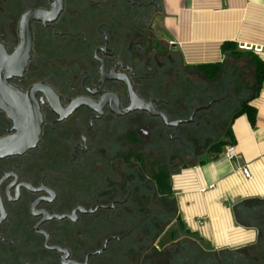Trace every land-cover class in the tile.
<instances>
[{
	"label": "flooded vegetation",
	"instance_id": "obj_1",
	"mask_svg": "<svg viewBox=\"0 0 264 264\" xmlns=\"http://www.w3.org/2000/svg\"><path fill=\"white\" fill-rule=\"evenodd\" d=\"M28 15L22 66L14 57ZM159 16V0H0V56L20 72L7 85L41 116L36 146L0 158V264H151L170 248L161 245L173 219L169 197L154 177L179 170L185 162L175 161L186 156L198 160L186 130L200 129L202 113L214 119L237 84L229 79L204 93L194 84L190 115L183 107L176 114L169 78L182 69L164 40L162 52L152 48ZM129 86L169 123L194 114L192 121L174 127L127 112ZM15 133L0 108V139ZM209 253L211 264H264V224L254 247Z\"/></svg>",
	"mask_w": 264,
	"mask_h": 264
},
{
	"label": "crops",
	"instance_id": "obj_2",
	"mask_svg": "<svg viewBox=\"0 0 264 264\" xmlns=\"http://www.w3.org/2000/svg\"><path fill=\"white\" fill-rule=\"evenodd\" d=\"M159 12L163 40L185 65L223 62L228 42L264 51V0H159ZM258 56L264 61V53ZM251 105L255 123L242 115L232 124L238 158L208 154L171 175L174 215L165 235L194 241L208 253L258 243L264 224V83Z\"/></svg>",
	"mask_w": 264,
	"mask_h": 264
},
{
	"label": "trees",
	"instance_id": "obj_3",
	"mask_svg": "<svg viewBox=\"0 0 264 264\" xmlns=\"http://www.w3.org/2000/svg\"><path fill=\"white\" fill-rule=\"evenodd\" d=\"M222 53L225 57H230L234 60H239L242 57H246L251 60V63L254 66V82H255L256 90L253 96L251 97L247 96V98H243L238 108L234 112L229 114L230 121L228 124H225V128L221 136L217 138L211 136L208 137V135L205 133V130L208 128L206 123L214 122L213 119L211 118V116L213 117L214 115L209 114V112L202 113L200 117H198L199 120L202 122L200 129H194V126H191L192 128L190 130L189 129L186 130V138H185L186 142L187 144L196 147V150H200V153L197 155V159L200 160L201 162H203V157L205 155L210 154L212 157H219L220 155L223 154L227 146H231L235 144V137L232 131V124L236 118L242 115H246L251 124L255 123L257 110L253 105H251V102L256 97L262 84L264 83V61L258 56V54L254 52L239 50L236 45L229 42L223 44ZM177 58L179 60V67L182 69L180 70L181 75H175L173 77L170 76L169 78V85L171 87H173V83H175V88L173 89V94H174L173 107L175 108L176 114L178 115H181L183 113V111L180 110L183 107L185 115L189 116L193 109L192 108L193 102L197 99V95H196L197 91L195 92L196 89L194 87L195 84L194 74L200 75V78H203L209 84L212 85L216 84L219 82L220 76L223 73L224 61L221 63L205 64L200 66H188L182 62L179 56H177ZM175 72L178 73V71ZM191 74H193L194 76H192ZM181 77L184 79V80L182 79V85L176 87V83L178 79H181ZM198 80L201 83V80L200 79ZM200 86H201V93H204V89L207 87V85L205 86L204 83L203 85ZM169 92L172 93V90ZM246 94L249 93L247 92ZM217 111H218V116H221V114L224 113H228L226 109L222 108L221 106L218 107ZM211 125L212 124H210L209 127ZM189 131H190V135L188 134ZM187 164L188 163H185L182 167H186ZM177 170L170 172L163 171L160 175L158 174L154 177L158 190L161 193L168 195L169 197L168 202H169L170 213L172 212L170 209L174 211V206L171 200L172 189L170 184V178L171 175ZM172 238L173 240H175L174 236H172ZM185 241H191V240L185 239L183 241H178L177 243H171L170 248L166 250V252L156 253L155 254L156 257L152 259L151 264H153V261L154 264H159V262H157L158 257L166 258V256L169 259L167 261V264H195L197 259L201 262V264H211L214 262V255L207 253L197 243L194 244L196 245V247H198L197 248L198 252L192 250H190V252H187L186 250L188 249L184 244L187 242ZM185 251L187 254H185ZM187 255L188 258L186 257ZM231 256L233 258L234 257L237 258V255L235 253L231 254Z\"/></svg>",
	"mask_w": 264,
	"mask_h": 264
},
{
	"label": "water",
	"instance_id": "obj_4",
	"mask_svg": "<svg viewBox=\"0 0 264 264\" xmlns=\"http://www.w3.org/2000/svg\"><path fill=\"white\" fill-rule=\"evenodd\" d=\"M56 1L59 3L63 2V0H53V2ZM32 19H34L32 15H28L21 25V45L14 57V60L20 61L22 66L27 61L28 51L31 46L29 23ZM6 62L7 60L0 56V108L6 111L14 121L16 133L0 139V158L23 154L27 150L34 148L39 141L41 130V116L38 107L30 105L27 98L22 97L17 90L7 85V79L19 75L20 72L12 68L11 62L10 64ZM129 88L132 104L127 112H149L160 116L166 125L174 127L192 121L194 114L187 121L169 123L163 113L156 111L151 103H145L140 100L130 86ZM6 92L10 94L9 97L6 96Z\"/></svg>",
	"mask_w": 264,
	"mask_h": 264
},
{
	"label": "rangeland",
	"instance_id": "obj_5",
	"mask_svg": "<svg viewBox=\"0 0 264 264\" xmlns=\"http://www.w3.org/2000/svg\"><path fill=\"white\" fill-rule=\"evenodd\" d=\"M153 32L155 35V40H154V43H153L154 45L152 46V48L154 50H156V48H157V50H159V52H162L163 48L162 49L159 48V43H160L159 40H163V37L161 36V32H160L158 22L154 25ZM164 50L167 52V54H169L171 56H175V57L178 56L177 53L171 51L170 49L164 48ZM191 75L192 76L195 75L194 76V79H195L194 82L197 86L203 85L205 83V86L207 85L206 89H208L209 91H210V89L214 90L216 88L217 89L222 88L223 85H221L220 82H226V81L228 82L229 79H230L229 83L234 82L237 84L233 91L228 92L231 99L228 98L227 103L220 105V106H222V108L226 109V111L228 113H224V114H221V116H218V113L213 111V113L215 114V118L213 119L214 122L206 123L208 128L205 130V133L208 135V137L211 136V137L217 138V137L221 136V134L223 133L224 128H225V124L229 123V121H230V118H229L230 115L229 114L234 112L238 108V106L241 103L243 98H247V96L251 97L255 94L256 86H255V82H254V66L251 63V60L249 58H246V57H242L239 60H234L230 57H225L223 73L221 74L220 80L218 83L212 85V84L207 83L203 78H200V75H198V74H194V75L191 74ZM226 76H227V78H226ZM198 79L201 80V83L199 82ZM239 87H241L242 89H241V92L238 93L237 90ZM226 90H228V88H226ZM247 92L249 94H246ZM231 100L233 101V103L231 104L232 106L229 107L226 104H228V102ZM207 103H208V101L205 100L203 105H206ZM210 124H212V125L209 127ZM192 160L193 159L188 157V156L181 158L180 160L175 161V167L178 164H180L181 162L190 163ZM170 210L172 211L171 216H173L174 211L172 209H170ZM171 240H172V235H171V233H169V234L165 235L164 237H162L161 245H163V247H166L165 245L170 243ZM185 242H187V243H184L188 249V250H186L187 252H190V250L198 252V249H197L198 247H196V245L194 244L195 243L194 241H185ZM186 251H185V254H187ZM155 257H156V255L154 254L153 259ZM186 257L188 258V255ZM163 258L165 260V257H163ZM166 258H168V257L166 256ZM153 264H154V261H153Z\"/></svg>",
	"mask_w": 264,
	"mask_h": 264
},
{
	"label": "built area",
	"instance_id": "obj_6",
	"mask_svg": "<svg viewBox=\"0 0 264 264\" xmlns=\"http://www.w3.org/2000/svg\"><path fill=\"white\" fill-rule=\"evenodd\" d=\"M239 49L242 50V51H247V52H254L256 54H261V53H264L263 49L261 48H252V47H249V46H245V45H242V46H239ZM227 160H234L236 158H238V153L235 149L234 146H227L222 154ZM243 174L245 176V178L247 179H251L252 178V175L250 173V171L248 170V168H245L243 169Z\"/></svg>",
	"mask_w": 264,
	"mask_h": 264
}]
</instances>
